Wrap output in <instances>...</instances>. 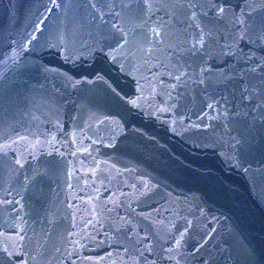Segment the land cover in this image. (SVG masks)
<instances>
[{"label":"water","instance_id":"obj_1","mask_svg":"<svg viewBox=\"0 0 264 264\" xmlns=\"http://www.w3.org/2000/svg\"><path fill=\"white\" fill-rule=\"evenodd\" d=\"M0 264H264V0H0Z\"/></svg>","mask_w":264,"mask_h":264},{"label":"snow or ice","instance_id":"obj_2","mask_svg":"<svg viewBox=\"0 0 264 264\" xmlns=\"http://www.w3.org/2000/svg\"><path fill=\"white\" fill-rule=\"evenodd\" d=\"M224 11V9H220V12L222 13ZM238 23H241V24H243L244 23V21H242V20H238Z\"/></svg>","mask_w":264,"mask_h":264}]
</instances>
